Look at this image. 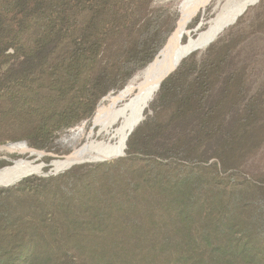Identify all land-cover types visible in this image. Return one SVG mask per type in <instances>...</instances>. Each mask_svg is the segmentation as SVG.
Here are the masks:
<instances>
[{
  "label": "trees",
  "instance_id": "16d2710c",
  "mask_svg": "<svg viewBox=\"0 0 264 264\" xmlns=\"http://www.w3.org/2000/svg\"><path fill=\"white\" fill-rule=\"evenodd\" d=\"M153 2L0 0V146L69 155L59 135L175 30L178 11ZM259 31L264 0L249 31L187 54L123 156L1 186L0 264H264V82L248 95V60L232 56Z\"/></svg>",
  "mask_w": 264,
  "mask_h": 264
},
{
  "label": "bare ground",
  "instance_id": "6f19581e",
  "mask_svg": "<svg viewBox=\"0 0 264 264\" xmlns=\"http://www.w3.org/2000/svg\"><path fill=\"white\" fill-rule=\"evenodd\" d=\"M210 1L183 0L180 7L179 21L173 31L174 33L169 37L164 48L159 51L152 63L144 69L138 86L126 88L121 92L115 103L96 112L92 120L93 128L99 129V135L101 133L109 135L116 140V143H93L91 140L87 141V143L74 150L69 158L54 162L56 169L72 165L73 162L100 160L102 158L112 159L122 154L128 134L142 122L148 103L156 94L163 76L172 72L187 54L206 47L248 5L258 0H242L234 6L223 8L204 31L200 32L196 38H189L186 44H183L181 40L186 33L187 24L193 18L192 15L196 14L200 8L206 6ZM121 102L123 103L118 105ZM11 145L14 146L10 150H15L19 153H26L27 151L25 144L18 142L4 146V148ZM40 170L39 165L34 166L31 162L23 159L17 160L12 167L0 170V185H8L20 176L30 174V172H40Z\"/></svg>",
  "mask_w": 264,
  "mask_h": 264
},
{
  "label": "rangeland",
  "instance_id": "374dc122",
  "mask_svg": "<svg viewBox=\"0 0 264 264\" xmlns=\"http://www.w3.org/2000/svg\"><path fill=\"white\" fill-rule=\"evenodd\" d=\"M182 1L183 0H154L153 4H154V7H156V6H168L170 10L178 11V21H179L180 7L182 4ZM241 1L242 0H211L206 6L200 8V10H198V12L196 14L192 15L193 18L190 20V22L186 26V31H185L186 33L183 36L181 42L183 44H186V42L189 38H196L200 34V32L204 31L209 26L210 22L216 17V15L218 13L221 12V10H223V8L229 7V6H234ZM261 2H262V0H258L257 2L248 5L243 10V12H241L238 15V17L232 23H229V25L224 27L221 30V32L215 37V39H213L209 44H207L206 47L202 48L201 50L193 51L195 53V57L197 59L201 58V56L205 53V51L210 47L209 45L215 43V41H217L220 38L226 37V35L229 33V30H231V29H233L235 31L236 30L249 31L250 24L252 22L255 23V19H256L257 14L260 10V3ZM197 15L200 17V20L198 21V23L193 24L194 19L197 18L196 17ZM239 19H240V22L237 23V21ZM178 21H177V23H178ZM232 56H233L234 64H236V65L242 64L243 62L248 60V63H249L248 70H249L250 74L252 75L250 78L249 85H248L249 86L248 95L254 94L257 90L260 89L259 87L264 82V31H259V33L253 34L250 38H248L246 41H244L241 48H239L237 51L233 52ZM145 68L136 72L131 77V79L129 80L127 85H125L126 87L122 91H124L128 87L135 88L136 86H138V83L141 82L140 76L142 75ZM122 91L118 92L117 94L116 93L110 94V95L104 97L98 105L99 109L97 106L98 111L101 108H105L108 105L115 103V101H117V99H118V97ZM263 95H264V91H263ZM122 103L123 102L119 103L118 105H121ZM147 110H148V113L151 112L149 110V107L147 108ZM144 118H145V115H144ZM91 120L86 121V122H82V123L72 127V129H68L67 131H65L59 135L58 142L67 146V148L70 150L69 154H71V152H73L74 149L80 147L81 145L87 143V141H90V140L93 143H102V142L103 143H109L110 142V144L116 143V140L111 138L109 135H106L104 133H101L99 135L98 134L99 129L93 128ZM14 143H7V144H4V146L14 144ZM18 143H23V142L19 141ZM23 144H25V143H23ZM1 146H3V145H1ZM13 146L14 145H11V146H8L7 148H4V149L1 148L0 149V153L6 152L8 155L14 156V157L5 156V155L0 156V159L5 158L9 162V165L0 168V170L3 168L13 166L14 163L9 161L8 159H11L13 161L23 159L25 161L31 162V164L34 166L39 165L41 170H40V172H30V174L20 176L17 179H15V181L9 183L11 185H15V183L18 182L19 180H21L25 177H28L32 174H36V175H39L42 177L48 176V175H57L61 172L68 170L69 168H71V166H73V165H69V166H65V167H60L59 169H56L54 166V162H57L59 160H64L65 156H68V154L64 155V156H60L58 158L53 157L48 163H46L43 160L44 156H39L38 154H29L30 150L28 149L27 144H25V146L27 148L26 153H19L15 150L14 151L10 150V148H12ZM261 151H262L261 157L259 156L258 160H254V163H255V165L259 166V169L263 170V167H264V145H263V148L261 149ZM122 154L124 155L125 153L123 152ZM113 159H117V158L113 157L110 160H113ZM88 162H100V161L88 160L85 162L84 161L83 162H76L73 164L88 163ZM1 186H6V185L1 184L0 187Z\"/></svg>",
  "mask_w": 264,
  "mask_h": 264
},
{
  "label": "water",
  "instance_id": "95a60500",
  "mask_svg": "<svg viewBox=\"0 0 264 264\" xmlns=\"http://www.w3.org/2000/svg\"><path fill=\"white\" fill-rule=\"evenodd\" d=\"M180 64V63H179ZM178 64V65H179ZM177 65V66H178ZM177 66L174 68V69H176L177 68ZM173 69V70H174ZM172 70V71H173ZM170 73H172V72H170ZM169 73V74H170ZM169 74H167L166 76H163V78H162V81L165 79V78H167L168 77V75ZM130 134V133H129ZM128 134V135H129ZM23 143H25L26 144V142H24V141H22ZM7 146V145H6ZM1 148H4V145L3 146H1L0 147V149ZM28 149H30V152H29V154H38L39 156H44V155H46V153L45 152H42V151H38V150H36V149H33V148H28ZM72 155V152H71V154H69L68 156H65V159H67V158H69L70 156ZM120 156H123V154H120V155H117V157H120ZM117 157H115V158H117ZM111 158H102V159H100V160H95V161H100V162H102L103 160H110ZM9 161H11V162H13V163H15V161H13V160H11V159H8ZM92 161V160H91ZM73 163H76V162H73ZM73 165V164H72ZM9 185H11V184H8V185H6V186H9Z\"/></svg>",
  "mask_w": 264,
  "mask_h": 264
}]
</instances>
